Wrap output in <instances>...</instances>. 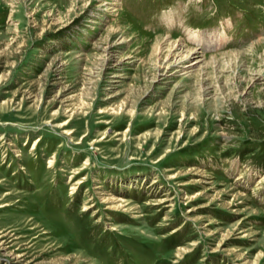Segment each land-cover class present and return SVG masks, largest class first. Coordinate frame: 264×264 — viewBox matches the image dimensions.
I'll use <instances>...</instances> for the list:
<instances>
[{
  "label": "rangeland",
  "instance_id": "374dc122",
  "mask_svg": "<svg viewBox=\"0 0 264 264\" xmlns=\"http://www.w3.org/2000/svg\"><path fill=\"white\" fill-rule=\"evenodd\" d=\"M0 264H264V0H0Z\"/></svg>",
  "mask_w": 264,
  "mask_h": 264
},
{
  "label": "bare ground",
  "instance_id": "6f19581e",
  "mask_svg": "<svg viewBox=\"0 0 264 264\" xmlns=\"http://www.w3.org/2000/svg\"><path fill=\"white\" fill-rule=\"evenodd\" d=\"M198 33V32H197ZM199 34V33H198ZM163 40V39H162ZM169 43L170 42H168L166 45L167 46H170L169 45ZM175 43V46H173V44ZM173 44H171V46H173V47H171V49L173 50V51H175L176 50V48H178V44H177V46H176V42H173ZM183 47V46H182ZM175 49V50H174ZM187 50H190V49H187ZM181 51V50H180ZM192 53H196V50H193V51H191ZM236 52V51H235ZM190 52L189 51H185L184 52V54H183V52H182V54H179L180 55V58L178 59V58H176V62L178 61V63H180L181 61H183V59H185V58H187L188 56H186V54L188 55ZM231 53V51L230 52H227V53H224V54H230ZM191 54V53H190ZM177 57V56H176ZM200 60H195V61H193V62H191V64L190 65H192V64H196V63H198Z\"/></svg>",
  "mask_w": 264,
  "mask_h": 264
}]
</instances>
